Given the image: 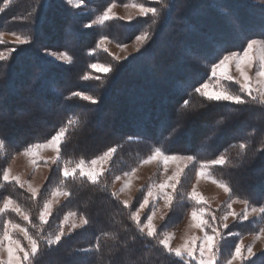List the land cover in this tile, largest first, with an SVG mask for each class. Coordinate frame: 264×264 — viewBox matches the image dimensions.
Masks as SVG:
<instances>
[{"label": "trees", "instance_id": "16d2710c", "mask_svg": "<svg viewBox=\"0 0 264 264\" xmlns=\"http://www.w3.org/2000/svg\"><path fill=\"white\" fill-rule=\"evenodd\" d=\"M3 1L0 0V7ZM85 1L96 13L110 2L121 0ZM263 1L159 0V3L153 2L154 7L160 9L159 17L155 18L157 19L155 25L152 24L154 18L149 14L145 17H134L126 22L115 19L107 21L103 26L91 28L83 26L88 15L76 12L66 5L64 0H13L0 11V30L8 26L12 29L18 27L22 34L32 38V45L28 46L25 58L21 55L23 52L21 49V53L18 51L13 53L9 61H0V107L2 105L9 109L12 115L13 108L23 94L20 89H16V82L18 84V80L21 79L27 83L28 78L24 79L23 74L34 72L36 78L33 90L36 95L43 98L46 114L38 117L37 121L33 122L35 125L32 124L34 128L27 133L14 126L10 129L3 119L0 120V138L6 140L3 152H0V202L5 197L10 198L30 213V221L26 222L15 213L6 212L0 215V225L6 219L11 220L23 224L30 234L35 235L37 229L33 225L40 224L38 216L43 202L57 187L70 191L71 195L53 209L43 226L44 233L56 231L59 220L66 211L84 214L91 221L90 225L66 234L60 245H54L50 250L45 246L36 258L35 264H174L176 258L170 257L156 240L144 237L138 238L134 244L131 242L133 235L139 237V234L128 218L129 208H125L116 196H112L109 187L114 174L131 169L157 147L167 153L178 152L195 156L200 162L212 157L218 158L220 155L226 156L228 162L225 165L210 167V174L227 184L232 196L247 199L250 204L264 206V152L259 151L264 146L261 144L264 140V109L251 104L211 109L197 108V114H193L173 133V129L177 128L175 119L177 108L183 100L191 101L188 110L200 103H206L198 94L193 93L189 96L188 93L208 78L211 64L218 59L217 47L241 50L247 39L264 37V31L260 28L264 26ZM53 16L57 18L64 16L61 19L63 29L74 33L76 41L73 42L66 34L62 37L51 31L48 34L55 35L57 40L55 44L52 43V39L42 38L40 30L43 25H53ZM166 26H170L167 31ZM123 27L127 28L125 33L121 32ZM142 32L148 34L145 43L138 54L125 63L115 64L118 71L100 75L99 79L90 77L85 80L83 76L77 75L79 81L75 83L79 87L83 85L82 89H90L92 96L98 99L96 104L71 97L73 91L70 90L72 86L69 87V80L71 81L72 73L68 75V71L75 67L73 65H78L83 70L87 69L90 59L98 56L97 52L88 54L97 38L109 33L119 39L122 37L121 34L132 38ZM48 34L46 32L45 36ZM160 35L166 36V40ZM62 41L68 43L63 44ZM2 46L0 43V47ZM176 48H184L186 51H176ZM46 49L66 50L72 56V62L68 64L52 62L42 53ZM177 57V61L165 67L168 61ZM145 58H150L149 62L146 60L140 62ZM197 60L200 62L197 63ZM135 64L138 65L134 66ZM17 65L27 67V70L23 73L17 72ZM61 71L62 73H59ZM127 76L130 79L126 81L124 88L122 84ZM52 78L53 84L57 86L64 88L67 85L62 94L58 88L53 90L48 84V80ZM228 84L236 86L231 82ZM34 91L33 94L32 91L28 93L32 96ZM123 94L131 104H135V108L130 113L122 111L123 107L116 112L113 124L120 123L119 126L123 129L112 144L117 150L108 165V170L99 177V183L93 185L79 175L76 179L71 177L64 179L60 169L65 160L74 161L78 156L86 158L92 154L90 150L96 153L106 146L107 143L104 142L99 148L93 149V146L88 148L91 141L98 139V136L92 134V126L102 125L98 121V113H101L108 103L124 97ZM37 103L34 102L31 108L27 109L31 114L34 113L33 109ZM21 116L22 114H17L15 118L22 122ZM221 116H228L229 119L225 126L216 129L214 121ZM69 118L78 119L79 123L69 128L61 147V159L59 163L52 164L35 199L14 181L3 180L2 173L6 160L12 153L29 144L46 140ZM191 121L193 123H190ZM213 131L216 132V136L209 140L208 137ZM170 134L172 139H167ZM246 139L251 141V146L245 155L241 153L239 143ZM11 141L14 144L9 145ZM195 170L196 167L192 165L185 169L177 191L183 190V185L190 182ZM186 191L180 190L179 194L184 195ZM185 195L184 199L179 201L183 210H177L178 207L168 220H162L157 227L161 232L182 220L187 210L198 207ZM176 196L177 193L175 198ZM175 198L174 206L177 204ZM219 209L221 211V208ZM263 225L264 219H261L259 214L247 221L235 220L228 224L227 229H222L225 239L220 241V264H224L230 257L241 235L258 232ZM229 231L239 235L229 236ZM105 232L108 233L107 237L102 236ZM16 236L20 237L18 234ZM97 237H100L99 253L82 254L76 251L94 246ZM126 245L136 251H125ZM179 264L184 262L181 261ZM244 264H264V248Z\"/></svg>", "mask_w": 264, "mask_h": 264}, {"label": "snow or ice", "instance_id": "6c2138e0", "mask_svg": "<svg viewBox=\"0 0 264 264\" xmlns=\"http://www.w3.org/2000/svg\"><path fill=\"white\" fill-rule=\"evenodd\" d=\"M7 3V0H5ZM156 3H159V0H155ZM65 4L71 6L75 9H80L83 5V0H65ZM134 7L138 9V14L141 17L151 16L154 18L152 24L157 23V17L160 15V9L157 7H145L143 4H132L125 5V7ZM114 5L110 4L95 20L90 24H85V28H91L93 24L103 25L106 21L111 20L115 17L113 13ZM2 11V9H0ZM128 20H132V16L127 17ZM15 36L14 44L17 47L8 49V55H5L3 52H0V61H9L12 58V54L18 51V46L27 45L32 42V38L29 36H20L15 32L12 33ZM148 38V34L144 33L143 35L137 36L138 41H144ZM101 39L100 43H103ZM2 43V41H0ZM99 47V45H98ZM106 51V49H105ZM218 59L216 62L211 64V73L207 80L203 83H200L198 86L192 88L188 93L191 96L193 93L198 94L206 103H200L198 106H193L191 110H188L190 100L185 99L183 103L177 108L176 119H177V128L173 129V133L177 131L179 127L187 120L190 119L193 114H197V108L199 109H211L215 107H229L230 105H258L264 109V38H249L247 39L246 45L243 46L242 51L240 50H225L222 47H217L216 50ZM222 53V54H220ZM45 55L54 57L57 60H61L67 63L72 62V58L66 52H46ZM118 59V58H117ZM197 63L200 61L197 60ZM231 65L235 66L236 71L239 73L240 79H236L234 76L229 74V68ZM90 68L94 70L103 71L105 74L114 73L118 69L114 68L112 65H100L93 63L90 65ZM255 68V78L248 75V71ZM90 77L86 74L83 79L87 80ZM99 79V77H96ZM234 81L239 85V93H233L229 87H226L222 82ZM71 97H79L84 101H88L91 104H96L97 100L83 92H72ZM67 99V98H66ZM221 102H228V104H222ZM243 111V109H240ZM203 115V113H199ZM228 116H221L214 121V128L221 129L222 126L226 125L228 121ZM79 123L78 119L69 118L67 122L61 126L55 134L51 135L44 143H32L29 144L23 151V155L33 157L32 162L35 163V156L39 149L51 147L56 153V157L53 159V163H59L61 159V147L65 142L66 135L69 131V128L73 125ZM216 136V132L213 131L212 135L208 137L209 140H212ZM131 139V138H129ZM167 139H172V134L169 135ZM261 144L264 145V140L261 141ZM6 145V140L0 138V149L4 148ZM251 146L250 140H244L239 143V148L241 153L247 154L248 149ZM116 148H109L107 151L103 152L101 155L86 161L80 159L79 161L65 160L64 166L60 169L61 175L64 179L71 177L76 179L77 173L80 178H86L91 184L96 185L99 183V177L108 169L101 167L97 169L96 165L111 163ZM259 151L264 152V146H262ZM163 162L165 167L168 162H184L183 167H178L176 172L173 175L168 176L163 182L159 184H150L147 188V192L143 195L142 201L139 202V207L135 211H131L129 201H123L125 208H129V220L132 222V225L135 226L136 233L139 234V237L133 235L131 242L134 244L136 240L142 239L144 237L156 240L157 243L162 246L163 250L170 256L175 257L176 261L174 264H179V262H184V264H220L221 248L220 241L225 239L222 231L220 229H227L228 224L223 223L228 219V216L231 215L234 220H247L248 219V205L249 200H233L232 202H239L245 205V210L242 213L235 212H226L223 216L217 217L211 213L206 212V209L203 206H200L205 202L204 197L196 191V186L193 185L191 192H189L188 198L195 202V205L199 207H194L190 213L191 221L193 222L190 226L198 228L202 233V236L199 238L192 236L185 239L184 243L179 246H171L170 241L173 238V234L168 232H161L153 224V219L156 214V202L159 199H163L165 209H168L166 215H162V220H168L171 217V213L176 211L174 206L175 190L177 184L180 183V178L184 174L185 169L192 165L196 167V178L199 180L201 177L210 179L212 183L216 184L218 187L223 188V190L229 194V197L232 196L231 189L224 184L223 182L215 180L210 174V167L216 165H225L228 161L226 156L220 155L217 159L211 161L200 162L195 156L187 155H169L166 154L162 148H155L152 151V154L147 156L146 159L142 161L143 164L151 163L152 161ZM74 165V166H73ZM198 165V167H197ZM136 169L133 168L131 171H125L123 173L124 177H131L135 173ZM14 180L20 187H24V184L21 183L18 176H10L9 169H4L3 171V180L5 182L9 180ZM116 180H120L121 176L117 175ZM63 182V181H62ZM130 181H125L124 187H128ZM171 189L172 191H168ZM28 191L31 193L32 198L35 199L37 196L38 189L28 185ZM51 195L56 196H65L68 197L71 195L70 191L66 189H61L57 187L52 190ZM117 194L112 193V196L115 197ZM52 200L45 199L43 206L39 211L38 219L40 221L39 225H33L36 227V234H30L26 227L21 226L19 223L12 222L11 220H4L2 234H0V252L6 253V259L0 258V264H35L36 258L41 253L43 248L47 246L50 250L52 246H58L66 236V234L73 233L77 228L90 225V219L84 215H79V224L72 222L68 224L70 217H75L77 213L68 212L64 215L63 219L60 221L59 226L56 231L44 233L43 226L47 223V218L52 214ZM231 209V203L227 205ZM145 208H150V214L145 213L146 219H142L140 212ZM261 214V219H264V206L259 209L253 207L252 212H257ZM6 212H12L17 214L22 218L23 221H30V213L26 212L20 205L16 204L10 198L5 197L3 204L0 205V214H5ZM210 217V219H205V216ZM67 225V227H66ZM163 227V225L161 226ZM210 229V231H209ZM14 231H18L23 234L24 240L27 241V245H22L19 239H15L12 235ZM261 232H264V228H261ZM229 236L239 235L237 233H232L229 231ZM102 236L107 237L108 233H102ZM161 237V238H158ZM259 239L260 235L257 233L254 237ZM199 239V244L196 243ZM100 237H97V242L94 246H89L87 248L77 249L78 253L82 254H91L93 252L99 253L101 246L99 243ZM125 251L135 252L136 250L130 246H125ZM256 253L253 252L251 245L245 246L243 243H236L234 251L230 254V257L224 261V264H234V262H240L244 264L245 261H248L251 257H254Z\"/></svg>", "mask_w": 264, "mask_h": 264}, {"label": "rangeland", "instance_id": "374dc122", "mask_svg": "<svg viewBox=\"0 0 264 264\" xmlns=\"http://www.w3.org/2000/svg\"><path fill=\"white\" fill-rule=\"evenodd\" d=\"M11 1H13V0H7V3H6L4 0L0 9H4L8 4L11 3ZM258 1H262V0H258ZM64 2H65V0H64ZM153 2H155V0H121L120 2L113 1V2H110L108 5H106L102 10H100L96 13L94 12V10L91 6L87 5V2L85 0H83V5L80 9H75V8H72L71 6H69V7L76 10V12H78V13L84 12L85 14L88 15V19H86L84 22V25H85V24H90L93 20H95L110 4L114 5L112 11L116 17V18H113L111 20L116 19V20L126 22V21H130L127 19V17L132 16V18H134V17L139 16V14H138V9H136L134 7H130V6L125 7V5L143 4L145 7H154ZM53 17H54L53 25L48 24V25L42 26V29H41L42 31L40 30V35L42 36V38L48 39V40L52 39L51 40L52 43L55 44L57 42V40L55 38L56 34L61 35L62 37L66 34L67 37H70V39H72L73 42L76 41V36L74 35V33L71 34L70 31L68 32V29H63L64 25L61 22L62 21L61 19H63L64 16L63 17L59 16L58 18L56 16H53ZM111 20H108V21H111ZM103 25L93 24L92 27H98V26H103ZM8 27H2V29L0 30V41H2L1 44L3 45L2 47H0V52H3L5 55H8V49L13 48V47H17V45L14 44L15 36L12 35V33L15 32L16 34H18L20 36H25L24 34H22L19 31L18 27H15L14 29L10 28L11 26H8ZM260 28H262V31H264V26L263 27L261 26ZM126 29H127L126 27L121 28V32L125 33L124 31H126ZM165 29H166V31L169 30L170 26H166ZM49 31L53 32V34H55V35L49 36L50 35V34H48ZM54 31H56V32H54ZM46 32H47L48 36H45ZM143 34H144L143 32L139 33L132 38L127 37L125 34H124L125 37H123L124 35L121 34L120 35V37L122 36L121 39H119V37H116L115 35L112 36L110 33L104 34V35L102 34L99 38L96 39L95 44L93 45V49L89 50V52H88V54H90V55H92L94 52H97L98 56L96 58L93 57L92 59H90V62H89L87 69L83 70V69H80V67L78 65H73L75 67L74 68L71 67L70 71H68V75L70 73H72L71 74L72 75L71 81L69 80V85H70L69 87L72 86L70 88V90L73 92H76V91L83 92L87 95L92 96L93 93L90 89H88V90L82 89L83 85L82 86L80 85V87H79V85L75 83L76 81L77 82L79 81L78 78L81 76L84 77L86 74L89 77H95V78L100 76V75L105 74L103 71L94 70V69L90 68V65L93 63L105 65V66L112 65L114 68L116 67L115 66L116 63H125L129 58L138 54L139 49L145 43L146 40L138 41L136 39L137 36H140ZM160 37L162 38L163 36L160 35ZM102 38H104V39H103V43L101 44L100 41ZM163 40H166V36L163 37ZM62 43L65 44L68 42L62 41ZM30 45H32V43L27 44V45L18 46V53L19 52L21 53V49H23L22 50L23 52L21 54L23 58L26 57L25 53H26L28 46H30ZM98 45H99V47H98ZM105 49H106V51H105ZM180 50L186 51V50H184V48L183 49L182 48H176V51H180ZM240 51H242V49ZM46 52H54V53L66 52L72 58L70 53L66 50L46 49V50L42 51V53L44 55ZM15 53H17V52H15ZM12 56H13V54H12ZM45 56L49 60H51L52 62H56L57 64H68L67 62L57 60L54 57L47 56V55H45ZM149 59L150 58H145V59H142L140 62H144L145 60L147 62H149ZM177 60H178V57L176 59L174 58V59L168 61V63L165 64V67L168 64L172 63L173 61H177ZM140 62H137V63H140ZM17 63H19V61ZM136 65H138V64H135L134 66H136ZM17 66H18V67H16L17 72L23 73L24 70H27V67H23V66L19 67V65H17ZM161 66L164 67L163 64H161ZM176 67H178V66H176ZM33 73L34 72H32L31 74H28V75H25V73L23 74L24 79L28 78L27 83L25 82V80H21V79L18 80V84L16 82V84H15L16 89H20V92L23 94H22V96H20L18 103L16 104V107L13 108L12 115H10L9 109L3 107L2 105L0 107V120L3 119V122L6 125H8V127L10 129L12 126H14V127L22 129L24 132L27 133L32 128H34L33 125H35V123L33 124V122H36L38 117H40L41 115H46L44 112V105H43L44 100H43V98H40V96H38V94L36 95V92L33 90V87L35 84V78H36L34 76L35 74H33ZM59 73H62V71ZM210 73H211V66L209 68L208 77L210 76ZM229 74L234 76L236 79H240L239 73L236 71L234 65L230 66ZM77 75H79L78 78H76ZM248 75L250 77L255 78V68H253L252 70H249ZM148 76H149V74H148ZM163 78H165V77H163ZM74 79H76V80H74ZM129 79L130 78H128V76H127L126 79L124 80V82L122 84L124 86V88L126 86V81H128ZM67 80H68V78H67ZM204 81H202L200 83H203ZM134 83H136V82H134ZM222 83L226 87H229V89L233 93L240 94L239 93V85L236 84L234 81L231 82V83L236 85L234 87L229 85L228 81H224ZM48 84L50 85V87L53 90H54V88L55 89L58 88L57 90H59L60 94L63 93V91H64L63 89L67 88V85L63 88L62 86H57L56 84H53V78L48 80ZM9 90H11V89H9ZM25 91L28 95H30L29 93H31V91L33 94V91H34V95L27 96ZM123 96H124V94H123ZM77 98H79V97H77ZM81 100L82 99H80V101ZM34 102H38V103H37L36 108L33 109L34 113L31 114L27 109H30L31 105ZM122 107H123V110H122ZM134 108H135V104L134 105L131 104L129 102V99H127V96L120 97V99L118 101L115 100L114 102H112L110 104L108 103V105L104 106L102 112L98 113V121L100 124H102L104 126H102V125H100V127H97L96 125H93L94 127L92 126V134H95L96 136H98V139H96V140L94 139L93 141H91L89 143L88 148H91V146H93V149L97 148V147L99 148L100 144H103L104 142H105V144L107 143L106 146L104 145L103 149H99L98 152H96V153H94L93 150H90L89 152H92V154L90 156L87 155L86 158L78 156L76 158V160H74V162L79 161L80 159L90 161L91 159H93V158L97 157L98 155H101L103 152L107 151L109 148H113L114 146L112 144L115 143L116 137H118L119 133L123 129L122 126L121 127L119 126L120 123L119 124H113L115 121V118H116V116H115L117 114L116 112H119L120 110H122L125 113H130L134 110ZM95 111H97V109H95ZM17 114H22V116H21L22 122H21V120H18V118H15V116ZM13 119H15V120H13ZM175 119H176V116H175ZM201 121H202V119H201ZM190 123H193V121H191ZM13 131H15V129ZM25 135H24V137H25ZM50 137L47 138L46 140H43L40 142H35V143H44L48 139H50ZM12 144H14V143H12V141H11L9 143V145H12ZM27 146H25L24 148L18 149V151L12 153V155L6 160V165L4 166V169H6V168L9 169L10 176H18L20 178L21 183L24 184V187H21V188H23L25 191L30 193L28 191V185L29 184L32 187L37 188L38 191L41 188V186L44 184V182H45V180H46V178L50 172V168H51L52 164H54L52 161L56 157L57 153L51 147L41 148L38 150V152L35 156V163H33L32 162L33 157L25 156L22 154L24 149ZM3 150H4V148L0 149V152H3ZM152 151L148 155H145V157L142 158L139 162H137L131 169H129V170L126 169L122 172H118V173L114 174L113 177L111 178L110 182H109V187H110L111 192L117 194L116 197L120 200L121 203L123 201H126V200L129 201V204L132 207L131 211H135L139 207V202L142 201L143 195L147 192V188L150 184H154V183L159 184V183L163 182L165 179H167L168 176L173 175V173L176 172L178 167H183V165H184V162H182V161L181 162H171L170 161V162H168L167 166L165 167L163 162H158L156 160H154L148 164H143L142 161L144 159H146L147 156L151 155ZM165 153L169 154V155H181V156L189 155V154H182V153H178V152H170V153L165 152ZM213 159H217V158L212 157L209 160H204V161H211ZM204 161H201V162H204ZM109 164L110 163L98 164L94 167H96L97 169H100L101 167L107 169ZM133 168H135L136 171L131 177H124L123 176V173L125 171H131ZM4 169H3V171H4ZM252 171H257V169L256 170L252 169ZM195 173H196V170L192 174L190 182L183 185V190L180 189L181 191L184 192L187 190L186 191L187 193H185L187 195L189 192H191L193 185H195L196 191L199 192L200 194L202 193L204 196H207L208 198L210 197L211 199H213L216 197L217 198L222 197L221 192L213 190V187L210 185V183H212L210 179H206V178L201 177L199 180H197ZM77 175H78V173H77ZM117 175L121 176L120 180L115 179V177ZM251 176H253V175H251ZM251 176H250V178H252ZM2 177H3V173H2ZM182 178H183V174L180 178V181L182 180ZM213 178L217 181H220V180L216 179L215 177H213ZM126 180L130 181V183H129L128 187L125 188L124 183ZM9 181H14V180H9ZM220 182H222V181H220ZM178 184H177V187H178ZM167 190L172 191L171 189H167ZM180 190L178 189V191H177V188L175 190V193H177V196L175 198V200L177 201L176 202L177 204L175 205L176 206L175 208L177 209L179 207L177 210L181 211V210H183V206L179 205V201L184 199L185 194L184 195H183V193L179 194ZM51 192H50L47 199L52 200L51 207H52V211H53V209L57 205H59L66 197L62 196V195L53 197L51 195ZM187 197H188V195H187ZM237 199H239L241 201L244 200V199L239 198L238 196H232L230 198L229 194H227V195H225V198L222 199L221 202H219L218 204L209 205L207 203H204L200 206H203L206 209V212L213 213L217 217V220L219 221V217L223 216L226 212L231 211V212H235V213H242L245 210V205L243 203L232 202L233 200H237ZM3 200L0 202V205L3 204ZM229 203H231V209H229L227 207V205ZM253 207L259 209L261 206L249 203V205H248L249 215H248L247 220L253 219L254 217H256L260 214L259 211L252 212ZM156 208H157V211L159 210V213H161L162 215H166L168 213V209H165V207H164L163 199H159L156 202ZM219 208H221V211ZM192 209L193 208L187 210L186 214L182 220H180L177 224L175 223L174 226L170 227V229H168L164 232H167V231L172 232L174 235H175V233H178L180 231V228H182L184 226V224L188 221L187 220L188 214L192 211ZM68 212H75V211H66L61 216L59 223L63 219L64 215L67 214ZM145 213L150 214V208H145V209L141 210L140 215H141L142 219H146ZM79 215L80 214L77 213V215L75 217H70L68 224L72 223L73 221L76 222L77 224H79ZM18 217L21 218L20 216H18ZM205 219H210V217H208L206 215ZM247 220H244V221H247ZM233 221H235V220L233 219V217L231 215H229L228 219L226 221H223V223L230 224ZM237 221H241V220H237ZM161 222H162V219L160 218L159 221L156 222V227H158V225ZM3 223H4V221L0 225V234H2ZM21 226L25 227L23 224H21ZM66 227H67V225H66ZM80 228H82V227H80ZM80 228H77V229H80ZM261 228H264V225ZM261 228H260V230H261ZM220 230H222V229H220ZM260 230L258 232H255V233H247V234L241 235L239 237L237 243L242 242L243 245L245 246V251H246V246H248V245L252 246L253 252H255V253L261 251L264 248V239L263 238L255 239L254 238L255 235L260 232ZM17 234L20 237H17L16 236ZM12 235L15 239H19L21 241L22 245H25V246L27 245V241L24 240L22 233H19L18 231H14L12 233ZM192 236H195V234ZM192 236H189V237H192ZM178 237H179V235H178ZM172 240H173V238H172ZM260 242H262V244ZM0 257L6 259V253L0 252ZM234 264H240V262H234Z\"/></svg>", "mask_w": 264, "mask_h": 264}, {"label": "crops", "instance_id": "0c3cea01", "mask_svg": "<svg viewBox=\"0 0 264 264\" xmlns=\"http://www.w3.org/2000/svg\"><path fill=\"white\" fill-rule=\"evenodd\" d=\"M11 180V179H10ZM212 182V181H211ZM210 185L213 187V190L215 191H219L222 193V197H216L211 199L210 197L208 198L207 196H204L202 193L201 195L204 197L205 202L209 205H215L218 204L219 202H221L222 199L225 198V195H227L228 193H226L223 188L218 187L216 184L214 183H210ZM191 213V212H190ZM190 213L188 214V221L184 224V226L182 228H180V231L178 233H175V235L172 232H168L173 234V240L170 241L171 246L176 247L181 245L182 243H184L185 239L190 238L189 236H192L195 234V237L199 238L200 236H202V233L200 232V230L198 228H194L191 227L190 225L193 223L191 221V217H190ZM162 214L159 213V210L156 212L154 219H153V224L156 226V222L159 221V219L161 218ZM179 235V237H178ZM260 238L264 239V232H259ZM178 238V239H177ZM263 242V241H262ZM262 242H260L262 244ZM197 244H199V239H197L196 241ZM255 253V252H254ZM2 258V257H0Z\"/></svg>", "mask_w": 264, "mask_h": 264}]
</instances>
